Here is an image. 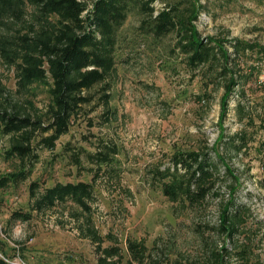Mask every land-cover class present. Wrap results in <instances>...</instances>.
Returning <instances> with one entry per match:
<instances>
[{
  "label": "rangeland",
  "instance_id": "obj_1",
  "mask_svg": "<svg viewBox=\"0 0 264 264\" xmlns=\"http://www.w3.org/2000/svg\"><path fill=\"white\" fill-rule=\"evenodd\" d=\"M167 1L178 0L153 5L158 9ZM179 2V6L198 9L191 23L202 40H225L220 44L228 56L224 71L221 60H214L212 69L190 70L183 56L172 50L175 36L157 42H151L150 36L140 38L137 18L129 13L118 30L114 70L106 88L100 90L103 84L94 88L91 102L81 106L52 149L34 150L38 158L25 181L0 187V259L7 264H95L93 244L80 231L87 214L74 205L31 212L29 221L5 227L10 211L27 210V183L35 179L44 186L55 181L91 183V225L102 246L121 247L122 263L127 258L126 237L144 240L149 257L141 264H148L150 258L161 263L174 257L192 258L214 245L219 248L228 239L207 228L218 223L219 197L207 198L195 209H179L150 184V169L167 164L171 154L204 147L229 167L235 194L247 209L233 241L248 247V264H264V82H259L264 58L257 60L251 51L233 53L231 44L238 40L264 47V0ZM251 65L259 72L241 84L238 75L252 71ZM229 75L236 82L228 95L224 84ZM0 84L12 98L18 97L13 93L12 70L1 64ZM47 88L31 85L17 101L31 116L41 117L50 103ZM101 92L109 96V115L100 104ZM237 132L244 135L246 146L239 152L225 150V140ZM101 142L115 153L110 164L98 166L82 152L102 151ZM7 147L8 138L0 133V175L19 168L17 159L5 155ZM76 150L81 153L74 163L71 154ZM228 183L220 181L215 191L227 197ZM240 262L230 260V264Z\"/></svg>",
  "mask_w": 264,
  "mask_h": 264
},
{
  "label": "trees",
  "instance_id": "obj_2",
  "mask_svg": "<svg viewBox=\"0 0 264 264\" xmlns=\"http://www.w3.org/2000/svg\"><path fill=\"white\" fill-rule=\"evenodd\" d=\"M154 1L164 0H0V64L11 69L15 88L13 93L23 97L34 84H45L50 103L39 116H31L21 102L0 84V133L8 138L4 153L14 157L19 168L9 175H0V187L25 181L37 161V147L52 149L57 139L67 133L74 115L81 106L88 104L95 94L94 88L103 84L114 70L115 47L118 30L129 13L137 18L138 36L151 42L173 35V51L183 56L190 69H212L214 60H227L220 44L224 39L202 40L191 21L197 17L198 9L179 6L178 1H167L163 7L155 8ZM28 15V19L26 18ZM141 33V34H140ZM143 34V35H142ZM233 53L251 51L257 60L264 58V47L233 40ZM218 56V57H217ZM238 75L241 84L255 79L258 67ZM235 79L229 75L225 81V93L231 92ZM229 95V94H228ZM100 104L105 115L111 113L109 96L101 92ZM246 146L242 133L230 135L223 145L225 150L239 152ZM101 150L84 151L82 155L96 165H108L113 147L102 142ZM111 148V149H110ZM210 149L177 151L169 156L165 165L150 169V184L170 203L179 209L201 207L207 198L219 197L218 223L207 228L224 235L228 241L216 248H207L205 253L192 258L149 259L148 264H248V247L238 246L233 239L240 233L247 214L245 203L238 200L234 177L221 156L210 154ZM81 152L71 156L78 162ZM229 180L227 197L215 191L220 181ZM228 183V184H229ZM39 179L27 183V210L14 209L8 213L5 227L31 219V212L39 213L55 206L74 205L84 216L82 236L93 244L95 264H141L149 255L142 238L126 237L124 259L118 245L102 246V239L91 225L90 203L93 202V186L89 182H58L44 186ZM248 198V193H244ZM76 214V213H73ZM196 225L198 226L199 223ZM111 238V237H109ZM0 264H7L0 259ZM14 264V263H9Z\"/></svg>",
  "mask_w": 264,
  "mask_h": 264
},
{
  "label": "built area",
  "instance_id": "obj_3",
  "mask_svg": "<svg viewBox=\"0 0 264 264\" xmlns=\"http://www.w3.org/2000/svg\"><path fill=\"white\" fill-rule=\"evenodd\" d=\"M259 82H264V75H261Z\"/></svg>",
  "mask_w": 264,
  "mask_h": 264
}]
</instances>
